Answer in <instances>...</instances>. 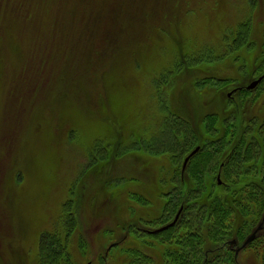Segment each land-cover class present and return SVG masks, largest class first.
<instances>
[{
	"label": "rangeland",
	"instance_id": "374dc122",
	"mask_svg": "<svg viewBox=\"0 0 264 264\" xmlns=\"http://www.w3.org/2000/svg\"><path fill=\"white\" fill-rule=\"evenodd\" d=\"M263 70L264 0H0V264L167 263L175 242L142 230L171 220L217 146L203 183L236 141L251 148L264 80L246 86ZM166 113L207 147L186 171L151 146ZM263 240L239 262L264 264Z\"/></svg>",
	"mask_w": 264,
	"mask_h": 264
},
{
	"label": "trees",
	"instance_id": "16d2710c",
	"mask_svg": "<svg viewBox=\"0 0 264 264\" xmlns=\"http://www.w3.org/2000/svg\"><path fill=\"white\" fill-rule=\"evenodd\" d=\"M244 27H247V23L241 26V34L238 33L240 37H237L236 41L241 40V44L245 45V42L248 41V30ZM261 76H263L262 80L254 89L258 88L263 82L264 70L257 78ZM246 87L239 86L235 90H243ZM173 114L166 113L167 117H165L162 128L163 132L166 133L165 139L151 146H156L159 152L170 151L177 157L182 155L181 161L193 149L199 147L197 153L189 159L184 167L186 171L192 160L207 147L197 143L189 150L188 148L195 141L190 122L186 118H182L181 115ZM240 125L241 122L238 117L237 126L240 128ZM249 126H251L248 133L251 148L238 152L236 141L223 159L219 161V167L213 177V182L203 183L201 179L211 176L209 173L213 170L212 165L217 163L218 153L223 148V146H217L214 155H211V158L205 160L204 164L202 163L200 168L193 172L195 177H189L192 183L186 190L187 193L180 196L177 192V195L170 199V204L177 207L174 210V216L168 222H171L180 211L179 217L173 226L165 230L155 231L168 223L166 222L159 227H148L142 230L145 236H151L155 239L160 238L157 240L158 242L165 240L175 242V245L170 243L167 252L162 254L161 259L163 261L166 259L167 262L165 264H236L238 263L236 253L238 244L242 243L258 225L261 224L262 229L250 244L256 243L259 234L264 231V175L259 174L262 178L258 177V170L262 166L258 167L256 164L262 160L264 155V122ZM177 132L185 133L184 135L187 136L189 141L187 142L185 138L179 137ZM223 138H218L216 142H222ZM238 139L241 140L240 134H238ZM262 171L264 172V163ZM183 172L182 165L181 174L174 178V183L177 186L186 182ZM226 174L227 176H225ZM196 179L198 180L197 183L195 182ZM213 188H222V190L214 193ZM204 190V196L200 197ZM211 196L212 198L209 199ZM240 201H243L241 208L238 206ZM252 204H254L256 211L253 209ZM262 204L263 206H261ZM260 207L262 208L261 213L259 211L261 210ZM258 219L259 221H257ZM234 240L235 243L232 242ZM177 241L185 248L184 252L176 246ZM261 244L264 248V240ZM53 255L56 256L55 253ZM146 255V257H136V263L146 264L148 258L149 261L152 260L151 264H160L157 257H155L157 254Z\"/></svg>",
	"mask_w": 264,
	"mask_h": 264
},
{
	"label": "water",
	"instance_id": "95a60500",
	"mask_svg": "<svg viewBox=\"0 0 264 264\" xmlns=\"http://www.w3.org/2000/svg\"><path fill=\"white\" fill-rule=\"evenodd\" d=\"M263 76L253 80L249 85H248V88L249 89H252L254 87H256L259 82L262 80ZM199 150V147H196L195 149H193L186 157H185V160H184V166L187 164V162L189 161V159L195 154L197 153V151ZM179 214H180V211L176 214L175 218L167 223L166 225L162 226V227H159L158 229H156L155 231H161V230H164V229H167L171 226H173L175 224V222L177 221L178 217H179ZM262 229V225H258V227L246 238L243 246H246L247 244H249L250 242H252L255 237L257 236V232L260 231ZM87 264H90V263H87Z\"/></svg>",
	"mask_w": 264,
	"mask_h": 264
},
{
	"label": "flooded vegetation",
	"instance_id": "af4514ba",
	"mask_svg": "<svg viewBox=\"0 0 264 264\" xmlns=\"http://www.w3.org/2000/svg\"><path fill=\"white\" fill-rule=\"evenodd\" d=\"M168 223H169V222H168ZM166 224H167V223H166ZM166 224H165V225H166ZM162 226H164V225H162ZM162 226H161V227H162ZM257 227H258V226H257ZM257 227H256V228H257ZM256 228H255V229H256ZM255 229H254V230H255ZM164 230H165V229H164ZM254 230H253V231H254ZM253 231H252V232H253ZM252 232H251V233H252ZM258 232H259V231H258ZM258 232H257V233H258ZM251 233H250V234H251ZM250 234H249V235H250ZM249 235H248V236H249ZM248 236H247V237H248ZM247 237H246V238H247ZM245 240H246V239H245ZM245 240H244L242 243H239V244H238V249L236 250V253H237V259H238V260H237V261H238L237 264H241V263L239 262V256H240V253H241L244 249H246L247 246L251 243V242H250V243L247 244L246 246H243ZM232 242L235 243L236 241L234 240V241H232ZM90 264H91V262H90Z\"/></svg>",
	"mask_w": 264,
	"mask_h": 264
}]
</instances>
